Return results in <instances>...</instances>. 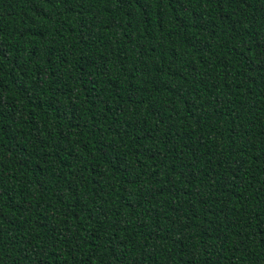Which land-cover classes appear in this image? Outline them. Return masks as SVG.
I'll use <instances>...</instances> for the list:
<instances>
[{"label":"trees","instance_id":"trees-1","mask_svg":"<svg viewBox=\"0 0 264 264\" xmlns=\"http://www.w3.org/2000/svg\"><path fill=\"white\" fill-rule=\"evenodd\" d=\"M0 264H264V0H0Z\"/></svg>","mask_w":264,"mask_h":264}]
</instances>
